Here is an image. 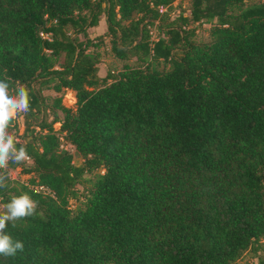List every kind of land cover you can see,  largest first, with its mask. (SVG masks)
Instances as JSON below:
<instances>
[{
  "label": "trees",
  "instance_id": "obj_1",
  "mask_svg": "<svg viewBox=\"0 0 264 264\" xmlns=\"http://www.w3.org/2000/svg\"><path fill=\"white\" fill-rule=\"evenodd\" d=\"M245 1L191 0L188 15L167 19L161 10L173 0H0V79L10 89L24 85L30 97L29 112L7 129L28 159L0 172L19 166L34 176L32 188L8 178L0 208L24 193L38 205L15 228L8 223L5 231L24 251L0 256V264L257 257L264 238V1ZM101 18L113 57L141 66L97 76L87 31ZM195 24H211L209 41L191 40ZM63 90L74 94L73 111L61 106ZM83 181L88 187L76 190ZM86 194L71 210L69 201Z\"/></svg>",
  "mask_w": 264,
  "mask_h": 264
},
{
  "label": "rangeland",
  "instance_id": "obj_2",
  "mask_svg": "<svg viewBox=\"0 0 264 264\" xmlns=\"http://www.w3.org/2000/svg\"><path fill=\"white\" fill-rule=\"evenodd\" d=\"M264 0H246L244 6L257 4L263 2ZM191 8V0H173V2L167 7L161 10L164 14L165 18L172 19L178 14L188 15L189 10ZM194 29V36L191 40L195 43H202L209 41V30L211 28V24H195L192 26ZM151 37L156 38V31L154 28H150ZM105 26L103 22V18L98 22L97 27L89 29L87 31V37L92 39L94 43V47L88 49V52L94 55V59L96 60V69L97 76L103 78L106 74L111 76H117L119 72L123 70V67H139L141 66L140 62H137L135 58H131L127 61H120L113 57L110 52L109 39L104 36ZM98 37V39H97ZM157 70H162L164 67L162 64L155 65ZM43 95L47 98H51L53 96L50 91H43ZM61 95V106L66 109L74 110L75 109V99L74 94L69 90H63ZM57 117L61 118V112L56 111ZM15 124H17L18 134H21L23 126L21 125V119L16 120ZM59 127L58 123L53 124L52 128L54 131H57ZM60 147L65 149V142H60ZM72 164L74 166H80L82 164L81 158L75 153L72 152ZM29 164V163H28ZM8 178L15 185H28V181L32 179L34 176L32 174H24L19 166L14 168H9ZM100 172V171H98ZM90 176L85 177L84 179H89ZM76 187V190L81 191L82 188L88 187L86 182H82ZM36 188V187H35ZM33 188V190L35 189ZM89 195H85V199L80 198L79 201H69V207L71 210H74L77 206H80V203L88 200ZM0 213L2 210L0 208ZM260 249L257 252V257H254L249 251L244 252L239 259H237L233 264H258V260H264V238L259 241Z\"/></svg>",
  "mask_w": 264,
  "mask_h": 264
},
{
  "label": "clouds",
  "instance_id": "obj_3",
  "mask_svg": "<svg viewBox=\"0 0 264 264\" xmlns=\"http://www.w3.org/2000/svg\"><path fill=\"white\" fill-rule=\"evenodd\" d=\"M30 110V97L26 87L18 84L15 89H10L7 79H0V169H6L9 161L20 164L28 159L25 147L17 148L14 137L7 131L11 121L19 113L27 114ZM8 177L0 172V189L7 188ZM37 202L27 193L13 196L3 207L0 213V256L15 257L24 251V243L15 240L6 228L8 223L16 227V222L35 214Z\"/></svg>",
  "mask_w": 264,
  "mask_h": 264
},
{
  "label": "built area",
  "instance_id": "obj_4",
  "mask_svg": "<svg viewBox=\"0 0 264 264\" xmlns=\"http://www.w3.org/2000/svg\"><path fill=\"white\" fill-rule=\"evenodd\" d=\"M36 191H40L42 194H47L48 191H46L45 189L43 188H35Z\"/></svg>",
  "mask_w": 264,
  "mask_h": 264
}]
</instances>
